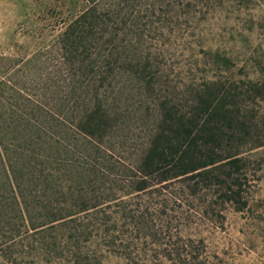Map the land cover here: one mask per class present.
Returning a JSON list of instances; mask_svg holds the SVG:
<instances>
[{
  "label": "rangeland",
  "instance_id": "374dc122",
  "mask_svg": "<svg viewBox=\"0 0 264 264\" xmlns=\"http://www.w3.org/2000/svg\"><path fill=\"white\" fill-rule=\"evenodd\" d=\"M150 3L137 0L132 7L143 33L139 49L131 44L125 56L132 62L152 58L153 78L146 83L126 65H116L118 74L102 91L116 122L91 157L88 191L80 196L66 191L72 183L63 178L65 161L58 152L38 160L48 176L55 174L45 187L39 180L14 192L0 189V264H264V0ZM84 7L85 0H0V76L9 74L10 84L24 93L14 99L4 90L6 109L26 118L37 108L56 113L72 99L56 43ZM208 49L228 63L217 66ZM38 77L53 80L47 95ZM208 78L225 85L251 81L262 90L240 103L253 124V139L240 153L245 159L240 196L228 201L212 188L194 197L179 188V180L163 184L155 178L145 191L132 192L128 178L155 132L160 101L186 111L194 88ZM9 118L5 122L3 114L0 123ZM256 143L262 145L252 148ZM81 187L73 185L75 194ZM30 194L45 203H26ZM82 200L90 209L39 231L25 227L26 205L65 212Z\"/></svg>",
  "mask_w": 264,
  "mask_h": 264
},
{
  "label": "trees",
  "instance_id": "16d2710c",
  "mask_svg": "<svg viewBox=\"0 0 264 264\" xmlns=\"http://www.w3.org/2000/svg\"><path fill=\"white\" fill-rule=\"evenodd\" d=\"M157 1L151 0V6ZM136 2L85 0V7L58 34L56 48L69 75L66 87L72 99L56 113L46 114L38 108L26 118L12 113L4 107L6 103L1 95L5 90L12 98L22 99L24 93L10 84L9 74L0 76V117L4 114L5 122L10 117L5 125L0 123L1 190L14 192L16 186H30L39 180L45 187V183L54 181L55 174L48 176L45 165H39L38 160L45 162L58 152L65 161L61 167L63 178L72 183L70 187L65 186L66 191L70 196L88 191L85 180L93 171L91 157L109 138L116 122L102 97V91L119 72L116 65H126L136 78L146 83L154 75L152 58L132 62L125 56L127 46L132 44L137 51L141 43V17L132 10ZM206 53L217 66L228 63V58L218 50L208 49ZM1 61L0 58V69ZM36 81L43 83L41 88L45 89L41 91L47 95L53 80L42 81L38 77ZM193 91V104L186 111L169 100L160 101L155 132L128 178L133 185L132 192L145 191L155 178L154 183L163 184L179 180L183 182L179 188L190 189L194 197L207 194L212 188L228 201L240 196L245 163L240 153L243 145L253 139L252 120L241 111L240 103L262 90L251 81L243 86L225 85L208 78ZM260 145L256 143L251 147ZM76 183L82 184L77 194L73 189ZM35 195L30 194L26 203H45V200L36 201ZM29 207L25 206L27 215L22 216L25 227L39 231L45 225L53 227L54 222L91 206L82 200L76 210L70 208L65 212L40 207L30 210Z\"/></svg>",
  "mask_w": 264,
  "mask_h": 264
}]
</instances>
